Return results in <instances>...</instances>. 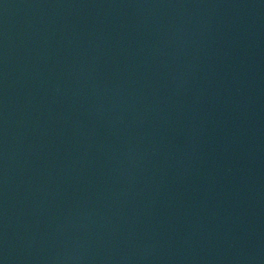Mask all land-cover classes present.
Segmentation results:
<instances>
[{"label": "water", "instance_id": "water-1", "mask_svg": "<svg viewBox=\"0 0 264 264\" xmlns=\"http://www.w3.org/2000/svg\"><path fill=\"white\" fill-rule=\"evenodd\" d=\"M0 264H264V0H0Z\"/></svg>", "mask_w": 264, "mask_h": 264}]
</instances>
